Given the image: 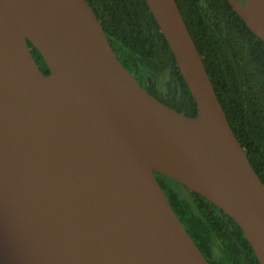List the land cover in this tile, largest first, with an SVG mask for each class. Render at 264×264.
Returning <instances> with one entry per match:
<instances>
[{"label": "water", "instance_id": "95a60500", "mask_svg": "<svg viewBox=\"0 0 264 264\" xmlns=\"http://www.w3.org/2000/svg\"><path fill=\"white\" fill-rule=\"evenodd\" d=\"M228 1L264 41V0ZM146 2L196 116L124 66L88 0H0V264H212L157 173L232 217L264 264V181L177 1Z\"/></svg>", "mask_w": 264, "mask_h": 264}, {"label": "trees", "instance_id": "16d2710c", "mask_svg": "<svg viewBox=\"0 0 264 264\" xmlns=\"http://www.w3.org/2000/svg\"><path fill=\"white\" fill-rule=\"evenodd\" d=\"M237 138L264 181V41L228 0H176ZM111 45L140 83L167 105L197 115L196 101L146 0H88ZM30 46L32 43L29 42ZM33 54L48 74L47 63ZM174 210L213 264H260L239 224L195 191L157 173ZM224 251L215 257V247Z\"/></svg>", "mask_w": 264, "mask_h": 264}, {"label": "flooded vegetation", "instance_id": "af4514ba", "mask_svg": "<svg viewBox=\"0 0 264 264\" xmlns=\"http://www.w3.org/2000/svg\"><path fill=\"white\" fill-rule=\"evenodd\" d=\"M215 249V253H214V256L215 257H219L221 256L222 258L224 257L223 254H224V251L221 247L217 246L214 248ZM205 254V253H204ZM206 255V254H205ZM207 257V256H206ZM208 260L212 263L211 259L209 257H207ZM213 264V263H212Z\"/></svg>", "mask_w": 264, "mask_h": 264}]
</instances>
